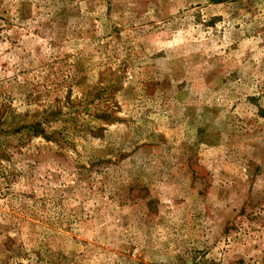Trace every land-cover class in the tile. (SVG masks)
<instances>
[{
  "label": "rangeland",
  "instance_id": "1",
  "mask_svg": "<svg viewBox=\"0 0 264 264\" xmlns=\"http://www.w3.org/2000/svg\"><path fill=\"white\" fill-rule=\"evenodd\" d=\"M0 264H264V0H0Z\"/></svg>",
  "mask_w": 264,
  "mask_h": 264
}]
</instances>
